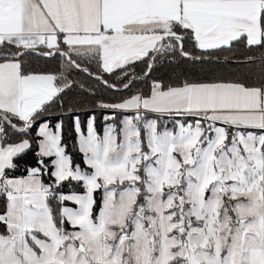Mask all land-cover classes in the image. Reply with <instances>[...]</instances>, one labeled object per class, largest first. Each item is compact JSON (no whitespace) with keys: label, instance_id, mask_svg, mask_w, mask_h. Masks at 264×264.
<instances>
[{"label":"snow or ice","instance_id":"1","mask_svg":"<svg viewBox=\"0 0 264 264\" xmlns=\"http://www.w3.org/2000/svg\"><path fill=\"white\" fill-rule=\"evenodd\" d=\"M0 264H264V0H0Z\"/></svg>","mask_w":264,"mask_h":264},{"label":"trees","instance_id":"2","mask_svg":"<svg viewBox=\"0 0 264 264\" xmlns=\"http://www.w3.org/2000/svg\"><path fill=\"white\" fill-rule=\"evenodd\" d=\"M74 75H75V73H74ZM77 79L83 80L84 77H82V76H77ZM139 87H143V85L141 84V85H139ZM91 106H92V105H91V102H90V101H86L84 107H83L82 109H78V111H79V112L88 111V110L91 108ZM97 118H98V123H99L100 125H102V124H103V119H102V117H101V112H100V110H97ZM82 119H83V116H82ZM68 143H69V145L71 146V144L73 143V141H71V139H69V140H68Z\"/></svg>","mask_w":264,"mask_h":264},{"label":"rangeland","instance_id":"3","mask_svg":"<svg viewBox=\"0 0 264 264\" xmlns=\"http://www.w3.org/2000/svg\"><path fill=\"white\" fill-rule=\"evenodd\" d=\"M102 119H103V116L101 115Z\"/></svg>","mask_w":264,"mask_h":264}]
</instances>
